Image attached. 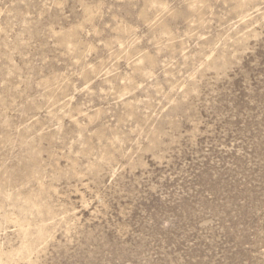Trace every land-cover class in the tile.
Here are the masks:
<instances>
[{
  "label": "rangeland",
  "instance_id": "374dc122",
  "mask_svg": "<svg viewBox=\"0 0 264 264\" xmlns=\"http://www.w3.org/2000/svg\"><path fill=\"white\" fill-rule=\"evenodd\" d=\"M0 264H264V0H0Z\"/></svg>",
  "mask_w": 264,
  "mask_h": 264
},
{
  "label": "bare ground",
  "instance_id": "6f19581e",
  "mask_svg": "<svg viewBox=\"0 0 264 264\" xmlns=\"http://www.w3.org/2000/svg\"><path fill=\"white\" fill-rule=\"evenodd\" d=\"M20 226H21V230L24 232V233H26L27 235H28V232H29V229H28V227H27V224L26 223H22V224H20ZM44 224H41L40 226H39V229L37 230V235H38V238L41 240L42 238H43V233H42V231H43V229H44ZM27 239L25 238V240H24V244H25V246H28V244H27Z\"/></svg>",
  "mask_w": 264,
  "mask_h": 264
}]
</instances>
